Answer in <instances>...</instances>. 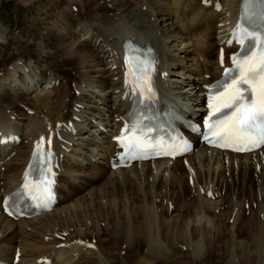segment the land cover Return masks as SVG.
<instances>
[{"label":"bare ground","instance_id":"1","mask_svg":"<svg viewBox=\"0 0 264 264\" xmlns=\"http://www.w3.org/2000/svg\"><path fill=\"white\" fill-rule=\"evenodd\" d=\"M66 1L80 14L73 15L71 7H64L51 33L57 40V54L73 62L72 96L65 80L50 71L54 65L40 63V44L34 64L17 59L0 68V96L6 87L14 91L9 105L0 99V264L129 263L124 257L121 262L108 261L103 251L107 241L120 242L118 255L132 252L135 244L130 259L135 264L158 261L164 254H174V247L198 259L202 250L211 249L210 236H220L219 225L207 221L199 207L183 223L170 220L168 206H163L165 215L152 209L164 192L176 193L174 181L180 165L190 177L207 178L205 184L210 183V175L224 181L230 174L227 171H259L254 177L257 186L261 183V196L254 204L246 200L231 204L229 199L232 208L229 206L224 215L230 216L238 207L232 230L247 228L249 235L247 241L231 236L229 264H234L236 257L231 243L239 251L238 263L264 264V146L245 154L220 151L200 144L199 136L179 125L184 136L194 142L190 153L173 160L110 167V159L116 160L120 152L112 137L119 133L130 108L129 90L123 81L124 39L155 49L159 108H172L201 125L203 86L222 76L219 51L224 52L225 67L230 66V54L238 49L228 46L226 40L238 20L241 0ZM105 7L107 12L98 11ZM212 48H216L214 59L207 55ZM41 137L53 143L56 204L29 218H8L1 202L18 188L32 146L40 143ZM199 186L200 197H205L201 190L210 191L209 197L214 194L213 186ZM159 202L160 206L164 203ZM245 211L254 213L253 227L243 226L245 220L239 219ZM106 214L110 220H105ZM220 244L224 247L227 239ZM16 252L18 260L13 262Z\"/></svg>","mask_w":264,"mask_h":264},{"label":"rangeland","instance_id":"2","mask_svg":"<svg viewBox=\"0 0 264 264\" xmlns=\"http://www.w3.org/2000/svg\"><path fill=\"white\" fill-rule=\"evenodd\" d=\"M66 2H67L66 0H0V28L2 29V31L0 29V32H3L0 35V50L2 52V53L0 52V68L7 66L10 62L17 59H20L22 62L29 61L31 64H34V58H35L34 53H36L35 51L37 50L36 47L39 48V44H40V46H42L43 49L42 55L40 56V59L42 58L40 63L45 62V64L51 63L54 65L52 67V70L50 71L60 76V79L65 80L67 84V88L72 96L73 90L71 86V81L73 79V74H72L73 62L65 61L63 57H61L60 53H58L59 55L57 54L56 51L57 40L54 39L55 37L51 33L52 24L54 25L55 28L57 27L55 25L59 21L58 15L61 12V10L64 7L69 6L67 5L68 3ZM69 7H71L70 11L68 10L70 13L79 16L80 14L79 9L75 5H70ZM107 9L108 8L105 7V9L101 8L100 10L98 9V11L105 13L107 12ZM210 35L213 36V32H211ZM212 49L211 51H209L210 53L209 52L207 53V55L214 59L216 54V48H212ZM60 60H63V62ZM40 66L44 68L41 64ZM61 76L63 77L61 78ZM13 92L14 91H12L11 88H7V87L6 89L4 88L1 94L2 96H0V99L2 98L1 100L3 102L4 101L7 102V104L9 105V99H12ZM65 116L68 117L69 113L65 114ZM239 170L240 171L237 172L236 174L227 171V173L229 172L230 174L228 176L226 175L227 179L224 181H222L221 179L220 180L217 179L216 176L210 175L209 178L210 183L205 184L207 178L200 179V177L198 176L196 178L195 175L190 177V175H187L185 168L181 165L176 169V178L174 181V183L178 186L176 193L164 192L160 199L161 201L164 202L162 206H160V202H159L160 200L157 199L153 203L154 205L152 206V209L155 211L157 210L158 214H160L162 210L163 211L162 213L165 215L164 212L165 210L163 206H168L167 211L170 214V220L174 221L175 223H183V221L186 220L188 216L191 217L194 209L199 207L201 210L204 209L202 211V214L203 212L205 213L203 216H205L207 221L208 219H210L211 221L209 220V222H215L217 223V225H219V227L221 228L220 236L221 235L222 236L221 237L218 236V238L216 236H210L211 240H213L211 241L210 244L211 249L210 250L207 249V251L202 250L201 256H203V254L205 255L203 257L199 255L198 259L194 258L193 256H190L189 255L190 253L184 255L185 252L179 251L178 248L176 249L174 247L171 250L174 251V254L173 252L171 253V255L170 253L164 254L161 259L150 264H157V263L159 264H165V263L166 264L167 263L168 264H223V263L229 264L230 263L229 239L231 238V236L243 238L244 240L247 241L249 240V235L246 232L247 228L245 229V231H242L241 228L237 226L232 230L233 222H236V220L238 219V218L237 219L234 218L236 212L238 211V207H235L232 210L230 216H228L229 213L228 214L226 213L227 215H224L225 211H230V207H231L230 205H228L227 202H229L228 200L230 199L231 204L232 203L239 204V202L246 200V202H251L252 204H254L256 199H258L257 196H261L259 189L260 187H262L261 183H259L258 186L256 185L257 178L254 177V175H259V171L255 172L253 170H250L249 172V170H247L246 173L243 174L244 170L242 169ZM104 171L107 172L108 170L104 169ZM263 172L264 171H262V173ZM202 185L208 187L213 186L212 191L214 189L213 196H215L213 199H211L210 197L206 198L199 196V192L198 190H196V187L197 186L201 187ZM213 210L215 212H212ZM249 212L250 211H245V213H243V216L240 215L241 218L239 217V219H241L242 221L245 220L243 221V226L245 227L246 225L248 226V224L251 225V227H253L256 223L254 213L252 212V215H249L250 214ZM106 217L107 219L104 218L105 220H110L108 214H106ZM63 234L64 232H62V235ZM261 234H262L261 236H263L262 241L264 242L263 232H261ZM225 239H227V244L224 247L227 251L229 249L228 252L224 249V247H222L223 248L222 250L220 244ZM206 240L207 238L203 239V241L205 242ZM106 244L107 247L105 248L107 249L106 251L105 250L103 251L106 253L105 255L108 258V261L121 262L124 257V259H127L130 264H135L132 261H130V259L133 257V251H134L133 249L137 247L135 246V244L132 246L133 248L132 252L131 250L129 252L125 251L123 254H119V255L117 254L118 246L120 247L119 241H107ZM231 245L234 247V253L235 256L237 257L236 258L234 256L235 257L234 264H240L238 263L239 251L235 249V246L232 243ZM138 247H139L138 250L142 249L141 245H139ZM177 254L178 256H176ZM174 255L175 257H173ZM129 263L126 262V264ZM138 264H141V262H139Z\"/></svg>","mask_w":264,"mask_h":264},{"label":"snow or ice","instance_id":"3","mask_svg":"<svg viewBox=\"0 0 264 264\" xmlns=\"http://www.w3.org/2000/svg\"><path fill=\"white\" fill-rule=\"evenodd\" d=\"M257 8L256 15L260 22L259 34L255 29L245 27L242 23L238 24L237 32L233 33V36L237 37V42H240L241 37L264 40V0H244L241 19L243 21L246 18L245 11L251 13ZM125 63L130 65L134 79L143 84L144 80L139 76L138 70L143 66L144 71H147L155 63V59L150 49L145 55L131 57L126 52ZM233 64L238 69V75L232 77L228 70H225L231 83L226 86L221 85L224 87L223 92L210 95L209 116H213L214 113L218 115L211 122L205 120V127L218 137L217 146H230L243 142L250 150L252 147L264 146V47L259 51L249 49L247 54H241L239 60L233 58ZM148 92L153 93L150 84ZM213 96L215 103L212 102ZM139 123L140 121H137V124ZM43 140L44 138L41 137V142L35 146L33 155L38 157L42 163L50 166L51 150L49 149L45 156L42 149ZM221 141L223 144L220 143ZM122 146L134 157L140 152L139 138L133 140L130 137L128 143ZM234 150L246 149L236 147Z\"/></svg>","mask_w":264,"mask_h":264}]
</instances>
